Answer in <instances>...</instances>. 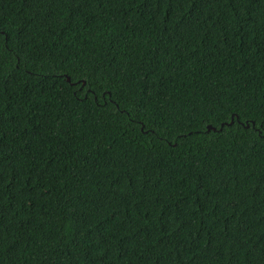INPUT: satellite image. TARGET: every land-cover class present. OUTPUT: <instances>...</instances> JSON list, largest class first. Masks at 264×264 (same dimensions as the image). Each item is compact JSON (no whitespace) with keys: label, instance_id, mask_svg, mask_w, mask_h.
Segmentation results:
<instances>
[{"label":"trees","instance_id":"1","mask_svg":"<svg viewBox=\"0 0 264 264\" xmlns=\"http://www.w3.org/2000/svg\"><path fill=\"white\" fill-rule=\"evenodd\" d=\"M0 32V264H264V0H0Z\"/></svg>","mask_w":264,"mask_h":264},{"label":"snow or ice","instance_id":"2","mask_svg":"<svg viewBox=\"0 0 264 264\" xmlns=\"http://www.w3.org/2000/svg\"><path fill=\"white\" fill-rule=\"evenodd\" d=\"M0 35H3V33L2 32H0ZM88 86H87V84L85 83V85H84V87H81L80 88V91H85V88H87ZM97 103H99V98H97ZM205 123L207 124V121H205ZM235 123V121L234 120H230V124H234ZM211 125H208V128L209 129H211ZM262 138H264V135H262ZM2 224H3V220L2 219H0V226H2Z\"/></svg>","mask_w":264,"mask_h":264},{"label":"water","instance_id":"3","mask_svg":"<svg viewBox=\"0 0 264 264\" xmlns=\"http://www.w3.org/2000/svg\"><path fill=\"white\" fill-rule=\"evenodd\" d=\"M67 79H68V81H70V77H67ZM232 120H234V118H232ZM212 126V125H211ZM223 126H224V123L222 124V126H221V128H223ZM207 130H217V128L216 127H214V126H212L211 127V129H209L208 127H207Z\"/></svg>","mask_w":264,"mask_h":264}]
</instances>
